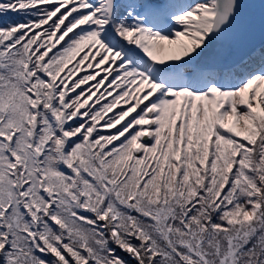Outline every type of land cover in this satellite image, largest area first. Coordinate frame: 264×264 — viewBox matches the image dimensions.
I'll return each mask as SVG.
<instances>
[{
	"label": "snow or ice",
	"instance_id": "snow-or-ice-1",
	"mask_svg": "<svg viewBox=\"0 0 264 264\" xmlns=\"http://www.w3.org/2000/svg\"><path fill=\"white\" fill-rule=\"evenodd\" d=\"M0 264H264V0H0Z\"/></svg>",
	"mask_w": 264,
	"mask_h": 264
}]
</instances>
